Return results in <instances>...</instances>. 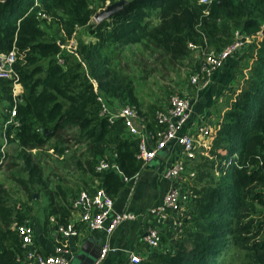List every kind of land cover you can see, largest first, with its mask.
<instances>
[{
  "label": "trees",
  "instance_id": "trees-1",
  "mask_svg": "<svg viewBox=\"0 0 264 264\" xmlns=\"http://www.w3.org/2000/svg\"><path fill=\"white\" fill-rule=\"evenodd\" d=\"M95 14L91 0H0V51L14 49L12 68L22 88L11 117L12 82L0 78V135L20 147L16 154L28 174L17 181L26 190L42 185V166L26 149L31 152L50 139H59L56 151L67 152L61 131L74 126L77 142H84L89 155L85 169L98 181L95 188L118 196L142 167L136 157L138 140L125 132L121 119L110 123L100 116L98 98L110 105L139 107L132 88L114 71L123 50L145 44L163 50L169 60L199 50L193 73L203 52L221 50L239 30L242 38L253 37V42L235 55L243 51L242 57L247 56L252 65L245 86L231 91L222 122L216 126L211 156L204 159L206 170L198 171L204 185L195 190V203L191 198L187 206L182 235L173 241L161 236V244L169 246L137 264H264V0H211L209 4L128 0L118 11L91 24L94 41L79 40L77 29L88 25ZM74 33L75 48H61ZM226 64L214 73V79ZM5 156L0 144V166ZM194 158L184 162L185 169ZM101 159L112 167L97 171ZM61 192L58 200L49 194L46 208V221L53 216L56 225L68 222L71 209ZM14 211L0 200V264H22L24 257L11 224L26 222V216Z\"/></svg>",
  "mask_w": 264,
  "mask_h": 264
},
{
  "label": "rangeland",
  "instance_id": "rangeland-1",
  "mask_svg": "<svg viewBox=\"0 0 264 264\" xmlns=\"http://www.w3.org/2000/svg\"><path fill=\"white\" fill-rule=\"evenodd\" d=\"M127 1L118 0L116 2ZM108 5V2L91 0V8L96 10V13ZM53 19L51 17L49 21ZM95 23L97 20L95 16H92L88 25L77 29L76 34L79 40L88 43L96 39L95 34L91 32V24ZM54 27L51 31H55ZM58 35L62 36L63 33L59 32ZM77 40L74 33L71 39L66 40V43L68 42V46H76ZM252 42L253 37H249V42L246 44ZM122 53L119 62L114 65V71L120 81L132 88L137 98L138 110L145 117L146 126L152 127L155 124L157 111L168 105L171 95H180L182 92L194 100L197 121L213 126V136H198L199 147L195 152V158L186 164L188 171L194 169L196 173L193 175L186 173L184 180L185 189L195 203V190L201 189L205 181L200 179L199 172L203 173L206 170L204 159L211 156L212 141L218 125L222 122L224 111L229 105L230 93L232 90L238 92L245 86L252 62L247 56L242 57L243 51L239 52L240 55L237 53L236 58L228 66L225 76L223 72H220L215 79L212 77L205 85L201 81L195 86L189 82V76L195 66V61L201 57L199 50L190 52L187 57L173 60H169V56L163 50L145 47V44L129 45ZM216 79L218 83L214 84ZM114 104L122 106L118 102ZM61 135L67 140L62 143L64 148H68L67 152L58 153L56 151L55 144L60 147L59 139H50L44 146L32 149L31 152L26 149L34 161L40 162L43 179L42 185L30 184L31 187L27 190L17 181L19 178H27L28 175L27 170L24 169L23 160L16 154L20 147L8 142L3 135H0L1 147L6 150V156L2 159L0 166V200L3 205L14 209V212L19 211L25 214L27 223L34 224L44 218L51 192L55 200L62 198V190L65 196L69 197L77 189L85 188L84 181L91 176L85 169V161L89 156L85 144L77 142L75 138L78 135L77 128L72 126L63 129ZM13 223L11 226L14 225ZM164 225L168 228L166 231L170 236L179 238L182 235L171 227V222ZM165 226L159 227V231L165 229ZM164 247L166 249L167 244H161V250Z\"/></svg>",
  "mask_w": 264,
  "mask_h": 264
},
{
  "label": "built area",
  "instance_id": "built-area-1",
  "mask_svg": "<svg viewBox=\"0 0 264 264\" xmlns=\"http://www.w3.org/2000/svg\"><path fill=\"white\" fill-rule=\"evenodd\" d=\"M211 0H198L199 3L209 4ZM207 12V11H205ZM234 41L227 44L219 51L207 50L203 52V58L197 71L189 76L192 85L204 82L205 85L213 77L217 70H220L226 61L240 51L249 37L242 38L239 30L234 32ZM71 39V38H70ZM68 43V42H67ZM60 44L61 48L69 51L75 46ZM63 63V58H58ZM15 61V51H0V78L8 79L12 82L13 104L10 109V116L16 114L19 90L21 86L18 76L14 72L12 65ZM101 102L100 116L106 117L110 123L116 119H121L124 130L127 134L134 136L138 140L136 157L142 162V166L155 158L157 153L165 149L170 143L174 142L179 146L181 159L175 160L162 169L161 175L167 180L168 187L161 201L147 208L143 213H136L132 210H118L114 207V200L102 187L95 188L91 193L81 190L73 201L74 207H80L78 221L83 223L90 230H102L106 236L120 224L136 219L141 216L148 221L143 232V240L148 245L150 251L159 248L160 231L155 225L157 222L165 223L169 218V213L174 211L178 217H174L171 223L177 233L182 232V218L187 214V206L190 204L191 197L185 189L186 169L184 160H191L195 157V152L199 147L198 136H213V126L210 124L195 121L196 125L186 127L193 115V99L188 97L185 92L173 94L169 98V103L163 109L157 111L155 124L159 126L157 132L146 128L145 117L140 114L135 105L125 104L116 106L108 104L103 98H98ZM110 105V106H109ZM6 121L4 127L7 123ZM193 123V124H194ZM5 138V137H4ZM6 140V139H5ZM112 167L110 163L101 159L96 165L97 171L106 170ZM194 173L191 172L190 175ZM59 235L58 241L50 254H42L33 247L34 227L27 222L14 223L21 245L24 248L22 264H70L71 252L67 246V237L78 235L77 224L67 222L55 226ZM110 246L104 240L99 249L98 258L94 264L104 260ZM129 261L137 264L142 261L141 256L132 251L129 252Z\"/></svg>",
  "mask_w": 264,
  "mask_h": 264
},
{
  "label": "crops",
  "instance_id": "crops-1",
  "mask_svg": "<svg viewBox=\"0 0 264 264\" xmlns=\"http://www.w3.org/2000/svg\"><path fill=\"white\" fill-rule=\"evenodd\" d=\"M235 57V54L231 56L227 60L225 67L221 70L224 76L226 75L228 66ZM217 79L214 80V84L218 83ZM18 90L19 93H21V86ZM192 108V119L187 123L186 127L196 125L194 122L197 120V111L194 108V100ZM146 128L151 129L156 133L159 126L154 124L152 127L146 126ZM179 150V146L172 142L165 149L159 151L155 158L143 165L134 178L126 183V187L122 192H120L118 196L113 197L114 207L118 210L128 209L140 214L147 208L158 204L168 187L167 180L161 175L162 169H164L168 163L170 164L171 162L182 158ZM185 161L188 160H184V162ZM97 184L98 181L96 178L88 176L83 184V186L86 187L81 188L79 192L81 190H86L91 193ZM79 192L76 195L73 193L75 195L74 197L73 195L67 197L71 207L68 222L76 223L78 228V235L66 238L67 246L71 252L70 264H84V259L77 258V255L83 253L86 257L90 252L98 253L104 240L108 241L110 250L105 259L98 264H134L129 261V252L134 251L138 253L143 261L144 259L149 258L150 254L155 251H150L148 245L143 240V232L148 221L141 216L118 225L113 232L107 236L102 230H90L83 223H80L78 218L81 208L73 206V201L78 196ZM174 217L177 218L178 213L172 211L169 213V219L165 223L157 222L155 225L158 229L159 227L162 228L165 226L164 224H169V222L172 223ZM55 223L56 221L53 216L46 221L45 215L40 221H37L34 224L31 223L34 227L33 247L38 252L42 254H50L53 252L54 246L59 238ZM166 229H168L166 226L165 229H160V236L164 234L170 240H175L174 236H170ZM84 244H86L85 247L89 252L82 251ZM167 246L169 245L167 244ZM158 249L161 250V242L159 243Z\"/></svg>",
  "mask_w": 264,
  "mask_h": 264
},
{
  "label": "water",
  "instance_id": "water-1",
  "mask_svg": "<svg viewBox=\"0 0 264 264\" xmlns=\"http://www.w3.org/2000/svg\"><path fill=\"white\" fill-rule=\"evenodd\" d=\"M125 3L126 2H124V3H122V2L109 3V5L105 9H103L100 12L96 13L94 16H95L97 21L105 19L108 16H110L111 14H113L114 12L118 11L119 9H121ZM261 33L264 34V24H263ZM44 131L47 132L48 130L44 129ZM85 246H86V244L83 245L82 251H88ZM98 254H99V252L98 253L90 252V254L85 257V255L83 253H80L79 255H77V258L84 259V264H94L95 260L98 258Z\"/></svg>",
  "mask_w": 264,
  "mask_h": 264
}]
</instances>
